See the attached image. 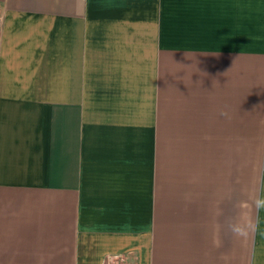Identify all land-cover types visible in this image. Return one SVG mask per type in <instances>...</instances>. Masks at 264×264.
I'll return each mask as SVG.
<instances>
[{"label": "crops", "instance_id": "1", "mask_svg": "<svg viewBox=\"0 0 264 264\" xmlns=\"http://www.w3.org/2000/svg\"><path fill=\"white\" fill-rule=\"evenodd\" d=\"M264 0H0V264H264Z\"/></svg>", "mask_w": 264, "mask_h": 264}, {"label": "clouds", "instance_id": "2", "mask_svg": "<svg viewBox=\"0 0 264 264\" xmlns=\"http://www.w3.org/2000/svg\"><path fill=\"white\" fill-rule=\"evenodd\" d=\"M256 207L258 210L264 209V198L257 200Z\"/></svg>", "mask_w": 264, "mask_h": 264}]
</instances>
